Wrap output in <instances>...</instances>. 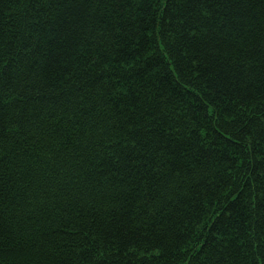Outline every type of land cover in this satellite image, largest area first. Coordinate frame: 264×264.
<instances>
[{
    "label": "trees",
    "instance_id": "obj_1",
    "mask_svg": "<svg viewBox=\"0 0 264 264\" xmlns=\"http://www.w3.org/2000/svg\"><path fill=\"white\" fill-rule=\"evenodd\" d=\"M165 3L0 0V264H264V0Z\"/></svg>",
    "mask_w": 264,
    "mask_h": 264
},
{
    "label": "snow or ice",
    "instance_id": "obj_2",
    "mask_svg": "<svg viewBox=\"0 0 264 264\" xmlns=\"http://www.w3.org/2000/svg\"><path fill=\"white\" fill-rule=\"evenodd\" d=\"M76 2V0H65V4L70 6ZM177 0H167V3H165L164 7L165 9L169 7H175ZM183 3L187 4L189 8H195L197 6H200L203 4L204 0H182ZM242 2H246V0H242ZM71 18V17H70ZM183 22V21H181ZM262 39H264V33H262ZM2 71H0V86L3 84V79H2ZM262 132H264V129H262ZM147 163V161H145Z\"/></svg>",
    "mask_w": 264,
    "mask_h": 264
}]
</instances>
